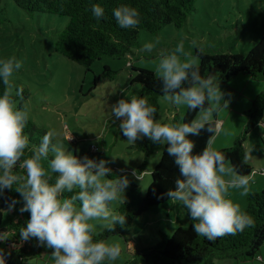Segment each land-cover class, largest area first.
<instances>
[{
    "label": "clouds",
    "instance_id": "obj_1",
    "mask_svg": "<svg viewBox=\"0 0 264 264\" xmlns=\"http://www.w3.org/2000/svg\"><path fill=\"white\" fill-rule=\"evenodd\" d=\"M89 2L91 8L86 11L99 23L105 9L93 0ZM112 14L121 29H135L140 24L139 11L127 4L121 3ZM153 49L154 44L145 43L139 51ZM181 55L187 56L183 41L171 51H160L161 92L177 108L198 109L196 119L162 122L155 118L157 107L138 95L123 96L112 103L111 118L114 123L119 121L118 130L130 144L147 138L153 144L167 146L179 175L174 189L164 195L186 210L197 236L215 241L254 226L253 217L229 197L233 189L246 196L252 176L241 174L225 154L213 147L217 136L228 134L216 119L230 102L220 80L214 74L203 76L193 62H182ZM22 67L15 56L0 59V82L5 87L0 93V197L5 190L15 191L20 198L11 200L9 210L22 204L19 212L29 213L25 226L19 228V238L52 249L54 264H115L121 255L120 246L95 238V229L97 224L104 230L126 226L127 214L116 211L113 204L124 205L129 180L127 176H114L105 159L74 155L55 131H46L38 145L29 147L31 141L25 132L28 111L16 107L11 95L10 78ZM15 95L22 99L23 88H17ZM259 127L264 129V124L260 122ZM202 130L211 135L206 146L194 152L196 144L190 137L199 136ZM248 158L246 155L245 160ZM0 241H5L3 233ZM7 255L0 247V264H7Z\"/></svg>",
    "mask_w": 264,
    "mask_h": 264
},
{
    "label": "rangeland",
    "instance_id": "obj_2",
    "mask_svg": "<svg viewBox=\"0 0 264 264\" xmlns=\"http://www.w3.org/2000/svg\"><path fill=\"white\" fill-rule=\"evenodd\" d=\"M67 23L68 18L55 15H29L11 0H2L0 59L15 56L23 65L10 78L11 95L17 98L15 106L27 109L29 122L35 128L55 131L58 139L70 144L64 145L74 155L76 150L80 157L90 154L106 156L112 173L129 177L144 192L165 145L154 149L146 168L139 173L144 156L136 147L142 140L130 144L118 135L119 121L113 122L110 105L123 96L137 95L139 87L131 84L130 66L150 69L159 77L160 51H171L180 41H183L187 53V56L181 55V61H191L194 66L198 65L195 57L197 52L208 56L247 54L264 33V0H196L195 12L180 30L167 26L156 37L141 30L138 47L133 49L132 55L120 60L102 59L94 63L89 71L55 51L57 35ZM145 43L154 44L152 52L139 51ZM106 66L117 72L113 81L98 78ZM247 84L250 86H241V89H246V93H255L257 96L264 92V83L247 81ZM20 87L23 88L22 99L15 95L16 89ZM233 92L241 98L237 91ZM228 109H222L218 117L230 114ZM186 110V107L177 108L161 98L156 119L181 122ZM241 116L245 118L246 124L247 117ZM228 123L233 127L228 131L229 136L241 128L238 121L229 120ZM245 124L238 130L235 139L241 135ZM263 140L264 129L258 124L244 143L249 161L264 158ZM92 146L97 150L92 151ZM46 164L45 161V168ZM126 192L127 188L125 200ZM119 205L114 203L113 208ZM179 227L187 228L188 222L179 203L170 201L151 208L149 213L134 220L124 237H110L106 242L120 246L121 255L115 263L123 264L139 246H154L160 232L172 234ZM101 230L97 224L95 235ZM51 252L45 249L41 258L27 264H54ZM216 264L239 263L216 261ZM242 264L260 263L254 260Z\"/></svg>",
    "mask_w": 264,
    "mask_h": 264
},
{
    "label": "trees",
    "instance_id": "obj_3",
    "mask_svg": "<svg viewBox=\"0 0 264 264\" xmlns=\"http://www.w3.org/2000/svg\"><path fill=\"white\" fill-rule=\"evenodd\" d=\"M15 6L29 15L46 14L60 18H68L66 27L57 35L55 51L65 59L90 70L91 66L102 59L120 60L132 55L133 49L138 47V34L141 30L156 37L167 26L180 30L186 20L195 12L196 0H93L105 9V17L99 23L92 17L89 0H11ZM0 0V12H1ZM121 3L136 8L140 13V24L135 29H121L113 17L112 10ZM198 67L203 76L214 74L220 86H226L238 77H246L253 82L264 83V33L253 49L244 55H216L208 56L197 52ZM131 84L138 85V96L148 99L150 104L157 107L155 118L159 115L160 100L164 98L162 83L153 71L146 68L130 66ZM117 72L110 67H104L99 79L113 81ZM5 87L0 82V93ZM16 101V97H12ZM186 110L181 122L197 118V112ZM247 123L240 136L229 148L220 150L228 161L235 165L241 174L250 175L251 167L245 160L244 143L253 128L262 123L264 117V92L250 101V108L245 113ZM217 119V116H216ZM25 132L30 138V148L38 145L40 137L46 132L34 127L29 122ZM118 135L126 138L119 132ZM211 134L202 130L199 136H192L196 147L194 152L201 151ZM64 144L70 145L62 140ZM264 143V140H263ZM159 146L147 138L136 147L144 156V161L138 172H143L147 166L149 156ZM163 147L159 163L155 166L149 186L142 192L141 188L129 177L126 200L124 205L116 207V211L127 214L126 226L117 225L114 230L102 229L95 235L97 239L107 240L110 237H124L134 220L149 213L154 207L165 205L172 201L165 193L174 189L175 179L179 169L173 158ZM26 155L30 151L26 150ZM75 155L77 152L75 150ZM89 158L105 159L106 156L92 155ZM47 169V164H46ZM21 172L22 170L16 169ZM49 175L55 176L49 170ZM115 176H125L113 173ZM108 178H112L109 176ZM114 178V177H113ZM65 195H70L66 193ZM19 199L15 191L5 190L0 197V233L5 241H0V247L8 253L7 264H27L29 261L41 258L44 247L36 246L34 240L22 241L19 238V228L25 226L29 213H20L22 204L9 210L12 199ZM188 222L187 228L179 227L172 234L159 233L156 243L152 247L139 246L123 264H216V261L236 262L239 264L254 261L260 257L264 247V192L249 193L246 196L245 212L251 215L255 224L236 235H226L215 241H208L197 236L192 230V221L186 210L180 206ZM52 251V249H48ZM117 264V263H115Z\"/></svg>",
    "mask_w": 264,
    "mask_h": 264
},
{
    "label": "crops",
    "instance_id": "obj_4",
    "mask_svg": "<svg viewBox=\"0 0 264 264\" xmlns=\"http://www.w3.org/2000/svg\"><path fill=\"white\" fill-rule=\"evenodd\" d=\"M247 81H251L250 79L246 77H238L231 81L229 84L226 86H220L221 89L226 93L225 98L229 99V106H228V111L230 114H227L224 117H218L217 115V120H219L222 123V127L227 130V133L229 130H231V126H229L228 121L233 120V121H238L239 126L241 128L245 124V118H243L241 115H245V113L249 110L250 108V101L256 96L255 93H246V89L243 90L241 89V86H250V84H247ZM233 90L237 91L241 98L239 99L238 94L234 93ZM258 92V89L256 90ZM264 121V117L262 122ZM241 128H238V130H241ZM237 131L233 133L232 136H229L228 134H223L221 133L219 136H217L213 147L220 151L222 149H226L232 146L233 141L236 137ZM224 135V136H223ZM245 155L246 151L244 150ZM249 166L251 167V176H252V181L250 182L249 185V193H256V192H264V158L260 159L258 161H249L248 159L246 160ZM254 174V175H253ZM247 194V195H248ZM246 195V196H247ZM246 196H241L240 195V190H230L229 197L235 202L239 203L241 206V209L244 211L246 207ZM258 263L264 264V249L261 250L260 257L257 259Z\"/></svg>",
    "mask_w": 264,
    "mask_h": 264
},
{
    "label": "built area",
    "instance_id": "obj_5",
    "mask_svg": "<svg viewBox=\"0 0 264 264\" xmlns=\"http://www.w3.org/2000/svg\"><path fill=\"white\" fill-rule=\"evenodd\" d=\"M91 150H92V151H96L97 149H96L94 146H92V147H91Z\"/></svg>",
    "mask_w": 264,
    "mask_h": 264
}]
</instances>
